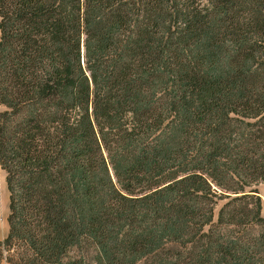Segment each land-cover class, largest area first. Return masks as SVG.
<instances>
[{
	"label": "trees",
	"instance_id": "trees-1",
	"mask_svg": "<svg viewBox=\"0 0 264 264\" xmlns=\"http://www.w3.org/2000/svg\"><path fill=\"white\" fill-rule=\"evenodd\" d=\"M0 106V261L264 264V0H0Z\"/></svg>",
	"mask_w": 264,
	"mask_h": 264
},
{
	"label": "rangeland",
	"instance_id": "rangeland-1",
	"mask_svg": "<svg viewBox=\"0 0 264 264\" xmlns=\"http://www.w3.org/2000/svg\"><path fill=\"white\" fill-rule=\"evenodd\" d=\"M0 109H1V106H0ZM257 189L263 199L262 215L264 216V181H262L257 186ZM224 202H225L224 200L218 202V205L215 209L214 222L217 221L219 209L223 205ZM9 213H10L9 191L7 189V184H6V174L0 166V240H4L9 232V223H8ZM75 254L83 255L85 259L87 260V263L92 264L94 262L96 251L90 241H84L82 243V246L79 249L75 250ZM150 261L151 260L149 258L143 259L138 264H148L150 263ZM0 264H12V263L8 262L6 258H3L0 261Z\"/></svg>",
	"mask_w": 264,
	"mask_h": 264
},
{
	"label": "water",
	"instance_id": "water-1",
	"mask_svg": "<svg viewBox=\"0 0 264 264\" xmlns=\"http://www.w3.org/2000/svg\"><path fill=\"white\" fill-rule=\"evenodd\" d=\"M260 195V194H259ZM261 196V195H260Z\"/></svg>",
	"mask_w": 264,
	"mask_h": 264
}]
</instances>
